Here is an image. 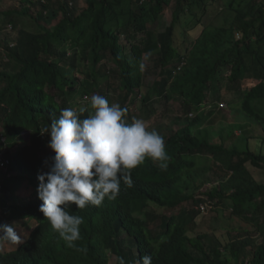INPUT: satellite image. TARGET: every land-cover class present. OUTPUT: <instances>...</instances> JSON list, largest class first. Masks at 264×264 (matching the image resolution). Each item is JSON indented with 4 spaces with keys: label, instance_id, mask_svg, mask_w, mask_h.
Listing matches in <instances>:
<instances>
[{
    "label": "trees",
    "instance_id": "16d2710c",
    "mask_svg": "<svg viewBox=\"0 0 264 264\" xmlns=\"http://www.w3.org/2000/svg\"><path fill=\"white\" fill-rule=\"evenodd\" d=\"M237 1L84 0L86 7L79 13L76 0H20V10L4 13L13 28L20 16L36 23L62 17L51 28L39 24L37 33L20 30L17 42L4 48L0 224L21 226L23 243L0 242V264H109L112 256L117 264L120 257L125 264H137L144 255H151L153 264H241L240 253L249 240H232L231 233H259L264 239V184L248 167H262L264 157L249 147L229 149L223 140L212 142L194 130L202 122L201 110L220 98L224 80L239 95L232 111L238 109L264 126V0H240L235 6ZM213 4L217 13L229 9L234 15L214 25ZM37 5L42 10L31 16ZM170 7V26L158 33L150 29ZM49 9L55 12L48 14ZM187 13L193 19L185 28L181 21ZM148 53L157 55L155 66L161 73L146 91ZM247 78L257 83L243 89ZM93 94L126 108L129 122L141 119L131 110L137 104L148 122L157 103L179 100L187 121L178 128L158 124L155 129L170 157L167 170L146 160L131 170L133 186L121 183L115 200L106 198L102 205L84 209L70 206L69 212L83 217V223L80 239L68 247L39 211L38 174L48 171L41 170L44 156L54 155L44 129L61 109L78 108ZM22 186L29 196L18 194ZM148 203L173 211L136 216ZM201 206L222 218L229 212L230 220L246 227H230L225 241L215 233H198L197 219L207 214ZM246 264H264V242Z\"/></svg>",
    "mask_w": 264,
    "mask_h": 264
},
{
    "label": "clouds",
    "instance_id": "9594fccd",
    "mask_svg": "<svg viewBox=\"0 0 264 264\" xmlns=\"http://www.w3.org/2000/svg\"><path fill=\"white\" fill-rule=\"evenodd\" d=\"M126 113L119 103L93 94L86 106L61 109L44 129L54 155L48 171L38 174L39 211L68 247L80 239L83 223V217L69 212L71 205L84 209L100 206L106 198L115 200L121 183L133 186L131 170L146 160L168 168L164 137L143 119L129 122ZM0 242L19 245L23 239L14 225L0 224ZM119 264H125L123 257ZM137 264H153V257L144 255Z\"/></svg>",
    "mask_w": 264,
    "mask_h": 264
},
{
    "label": "rangeland",
    "instance_id": "374dc122",
    "mask_svg": "<svg viewBox=\"0 0 264 264\" xmlns=\"http://www.w3.org/2000/svg\"><path fill=\"white\" fill-rule=\"evenodd\" d=\"M55 2L56 0H51ZM56 3V2H55ZM54 3V4H55ZM37 4V3H36ZM241 4V1L238 0L235 6ZM76 7L78 8V12L80 13L85 7L84 0H76ZM217 5L211 6V11H213V17L211 19L212 23L217 26H221L226 23V21L230 20L234 15L229 9H225L220 13H217L215 10ZM20 10L21 4L20 0H0V64L3 61H6L4 56V48L6 43H10L11 45L17 42L19 37V31L24 29L28 32L37 33L39 32V24L42 26H46L51 28L59 22V19L62 17L60 14H56V17H50V19L40 20L37 23L29 17L20 16L17 19L16 27H11V24L8 23V19L5 17L4 13L9 10ZM42 10L41 6L37 5L36 7L31 8V16L36 17L37 14ZM54 9H49L48 14L54 13ZM59 15V17H58ZM173 13L171 7L166 9L162 20L156 24H150V29L155 30L157 33L164 31L168 28L172 22ZM193 19V15L187 13L182 16L181 24L183 27H187L190 20ZM188 28V27H187ZM193 35V34H192ZM195 35V33H194ZM179 39L180 36H179ZM123 43H126L125 39L123 38ZM157 55L153 53H148L145 56V87L146 91L148 88L153 87L155 81L159 78L161 73V69L155 66V59ZM112 67V66H110ZM76 77L79 81L84 79V76L80 73V71L76 72ZM228 80H224L222 82L221 88H219V96L215 104H208L201 110L203 114L202 122L194 128L195 134L197 136H207L212 142H220L221 140L224 141L227 148L231 149L234 146H238L240 149L244 150L246 147H249L253 152L258 155L264 157V126L256 124L254 121L249 119L247 116L242 114L237 110H233L230 106L236 105L239 101V95L233 92V89L229 88ZM257 81L247 78L242 81V88H250L253 85H256ZM120 92H117V95ZM90 98L84 97L81 106H86L89 103ZM112 103H117L115 100ZM139 104L133 106L131 108L133 113L139 115L142 119L144 114L139 113ZM156 107V114L150 118L147 122L149 129H156L158 124H163L167 126L173 127H180L184 125L187 121V115H185L184 108L182 107V103L179 100H173L167 103H157ZM261 109L264 111V103L260 106ZM189 117V115H188ZM191 118V116L189 117ZM22 144H19L21 146ZM50 163V156L45 155L43 158V162L41 165V170L48 169V164ZM8 166V165H7ZM249 170L251 171L253 177L257 180V182L264 184V165L260 168L254 167L251 164H248ZM209 187H212L211 184ZM18 194H22L23 196H29L30 191L26 186H22L21 190L19 189ZM209 207H206L204 210L207 214H202L197 219V232L198 233H208L209 235L212 233L217 234L218 236L223 239V241L229 238L228 229L230 227L235 226L240 227V222H235L230 220L228 217L227 212L222 218L221 215L217 213L212 214L208 212ZM173 210L166 209L159 207L153 203L144 204L137 210L135 213L136 216L142 217L145 219V215L147 212L155 213L158 215H164L165 213H170ZM176 213V212H174ZM219 216V217H218ZM218 217V218H215ZM244 228L245 225L241 224ZM16 230L18 233L23 232V228L21 226H17ZM27 232L24 234L26 235ZM241 237L240 240L248 241L249 245L240 253V263L246 264L248 261L252 260L254 251L264 242L262 236L259 233L252 234V235H245L240 234L238 230H235L231 233L230 238L238 239ZM109 264H117V259L112 256ZM234 264V263H233Z\"/></svg>",
    "mask_w": 264,
    "mask_h": 264
},
{
    "label": "built area",
    "instance_id": "2783aa9c",
    "mask_svg": "<svg viewBox=\"0 0 264 264\" xmlns=\"http://www.w3.org/2000/svg\"><path fill=\"white\" fill-rule=\"evenodd\" d=\"M205 207L204 206H202V209H204Z\"/></svg>",
    "mask_w": 264,
    "mask_h": 264
}]
</instances>
